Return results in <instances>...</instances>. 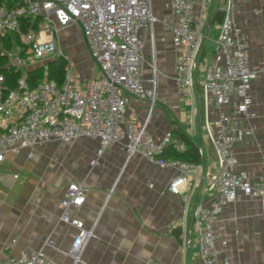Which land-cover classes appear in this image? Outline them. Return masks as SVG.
<instances>
[{
	"label": "crops",
	"instance_id": "crops-1",
	"mask_svg": "<svg viewBox=\"0 0 264 264\" xmlns=\"http://www.w3.org/2000/svg\"><path fill=\"white\" fill-rule=\"evenodd\" d=\"M170 2L152 0L157 21L152 28L140 30L146 85L151 86L152 78L155 74L157 77L154 107L149 117L148 99L124 91L125 116L126 121H144L149 117L148 127L155 137L160 138L167 131L182 132L198 147L202 162L189 185L183 186L189 198L169 189L178 169L160 167L139 153L129 155L122 143L113 144L100 156L99 140L88 136L10 151L0 162L1 257L42 249L62 264H73L68 251L78 229L61 219V198L69 183L86 182V201L71 210L88 229H93L94 235L78 264H137L150 259L157 264H204L193 213L198 204L212 201V178L219 169L213 143L218 112L203 86L204 68L214 59L219 24L225 16L221 6L226 0H213L196 80L184 93L175 81L179 51L166 24L178 22ZM217 11L220 14L215 18ZM232 15L249 40L251 62L264 60V0H233ZM72 28L83 45V57L91 59L82 67L85 78L81 84L87 85L98 76L99 67L89 55L80 27L73 24L64 31ZM251 95L255 116L243 125L254 124L256 128L237 142L234 150L236 169L258 178L264 177L263 77L253 80ZM96 158L97 163L92 165ZM222 218L227 225L218 240L223 254L234 264H264L263 201L241 194L223 208Z\"/></svg>",
	"mask_w": 264,
	"mask_h": 264
},
{
	"label": "built area",
	"instance_id": "built-area-1",
	"mask_svg": "<svg viewBox=\"0 0 264 264\" xmlns=\"http://www.w3.org/2000/svg\"><path fill=\"white\" fill-rule=\"evenodd\" d=\"M212 3L213 0L170 2L178 22L166 24L179 51L175 81L183 93L196 80ZM232 8L233 0L221 6L225 16L219 24L214 59L204 68L203 86L218 112L213 143L219 163L212 178V201L198 204L193 213L204 264H234L218 245L227 230L223 208L241 194L259 197L264 204V177L254 178L236 169L234 150L235 144L256 128L243 123L255 116L251 87L254 79L264 78V60L251 62L249 40L237 27ZM156 21L152 0H0V56L7 59V67L20 71L14 86L0 72V162L10 151L88 136L99 140L98 156L113 144L122 143L129 155L139 153L160 167L178 169L169 189L188 199L183 186L189 185L200 164L167 156L169 148L185 150L186 142L172 131L157 138L148 127L157 97V77L155 74L151 86L146 85L140 30L152 28ZM73 24L80 27L89 55L99 67L98 76L87 85L81 84L61 40V33ZM52 59L66 62L62 83L50 77ZM37 68L40 75L32 79L35 76L29 71ZM124 91L148 99L146 120L126 121ZM88 191L86 182H71L61 198V219L78 229L68 251L73 264L82 260V252L94 235L93 229H88L71 210L83 205ZM0 264L62 263L42 249H32L18 256H0ZM137 264L157 263L150 259Z\"/></svg>",
	"mask_w": 264,
	"mask_h": 264
},
{
	"label": "trees",
	"instance_id": "trees-1",
	"mask_svg": "<svg viewBox=\"0 0 264 264\" xmlns=\"http://www.w3.org/2000/svg\"><path fill=\"white\" fill-rule=\"evenodd\" d=\"M220 14V11L216 12L215 18ZM7 59L5 57L0 56V72H3L9 83L14 86L15 80L18 77L20 71H18L15 68L7 67L6 66ZM66 73V62L63 59H57L50 63V77L57 80L59 83H62L65 78ZM29 74L35 77L32 79H35L40 75V71L37 69L29 71ZM173 132V131H172ZM174 133V132H173ZM175 135L177 134L179 137H181L186 142V149L183 151H178L173 148H169L167 151V156L173 157V158H179L191 163H198L200 164L202 162V156L200 154V151L198 147L189 139V137L182 132H175ZM179 230L176 229L175 233L177 237H180Z\"/></svg>",
	"mask_w": 264,
	"mask_h": 264
},
{
	"label": "rangeland",
	"instance_id": "rangeland-1",
	"mask_svg": "<svg viewBox=\"0 0 264 264\" xmlns=\"http://www.w3.org/2000/svg\"><path fill=\"white\" fill-rule=\"evenodd\" d=\"M62 37L65 50L70 56L74 65L75 73L79 76L78 78L81 81L83 78H85V73L82 72V67L84 66L85 62H91V59L88 56L83 57V45L78 39L74 28H72L69 32L63 31Z\"/></svg>",
	"mask_w": 264,
	"mask_h": 264
},
{
	"label": "water",
	"instance_id": "water-1",
	"mask_svg": "<svg viewBox=\"0 0 264 264\" xmlns=\"http://www.w3.org/2000/svg\"><path fill=\"white\" fill-rule=\"evenodd\" d=\"M54 60L52 59L51 62H53Z\"/></svg>",
	"mask_w": 264,
	"mask_h": 264
}]
</instances>
